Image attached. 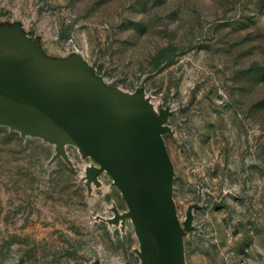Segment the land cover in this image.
Segmentation results:
<instances>
[{
	"label": "rangeland",
	"instance_id": "374dc122",
	"mask_svg": "<svg viewBox=\"0 0 264 264\" xmlns=\"http://www.w3.org/2000/svg\"><path fill=\"white\" fill-rule=\"evenodd\" d=\"M11 30L164 118L185 264H264V0H0ZM64 151L0 125V264H140L111 174Z\"/></svg>",
	"mask_w": 264,
	"mask_h": 264
},
{
	"label": "water",
	"instance_id": "95a60500",
	"mask_svg": "<svg viewBox=\"0 0 264 264\" xmlns=\"http://www.w3.org/2000/svg\"><path fill=\"white\" fill-rule=\"evenodd\" d=\"M80 66L87 68L84 82ZM163 122L138 96L93 81L83 59L43 61L14 30L0 33V125L57 144L63 157L71 145L98 161L100 169L87 175L95 180L106 170L120 188L129 207L123 217L137 229L140 264H185L183 236L191 229L177 218Z\"/></svg>",
	"mask_w": 264,
	"mask_h": 264
},
{
	"label": "trees",
	"instance_id": "16d2710c",
	"mask_svg": "<svg viewBox=\"0 0 264 264\" xmlns=\"http://www.w3.org/2000/svg\"><path fill=\"white\" fill-rule=\"evenodd\" d=\"M167 53H168L167 50H164V51L159 52V53L157 54L155 60H156L157 62H161L162 60H164V59L166 58ZM168 62H170V61H168Z\"/></svg>",
	"mask_w": 264,
	"mask_h": 264
}]
</instances>
